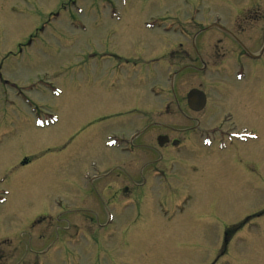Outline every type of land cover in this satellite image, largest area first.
I'll use <instances>...</instances> for the list:
<instances>
[{
  "label": "flooded vegetation",
  "instance_id": "flooded-vegetation-1",
  "mask_svg": "<svg viewBox=\"0 0 264 264\" xmlns=\"http://www.w3.org/2000/svg\"><path fill=\"white\" fill-rule=\"evenodd\" d=\"M241 2L226 1L232 4L228 10L221 6L218 11H203L201 18L195 19L201 3L190 1L182 11L187 17L181 20L180 8L172 9L175 2L167 7L156 5L148 13L143 2L139 21L144 38L125 39L110 28L93 38L90 49L78 50V104L83 105L78 108V137L90 131L95 135L93 149L85 145L83 152L90 149L85 156L91 158L88 162L94 166V161H100L108 172L106 179L110 180L101 184L102 192L110 196L108 208L101 214L85 210L78 202L58 209L43 208L38 215L43 228L31 231L34 219L28 227L30 233L38 235L37 241L31 240L33 250H27L33 262L11 255L0 257V264H42V258L47 259L46 264L55 263L58 260L52 253L74 241L61 239L45 248L42 244L54 233L65 238L69 231L75 236L81 233L78 248L88 239L102 244L112 262L107 246L110 234H125L136 220L163 227L158 220L160 212L175 206L177 196H192L179 184L186 183L188 175H195L201 157L225 162L230 172H236L227 178L235 184L256 174L264 180L252 161L264 139V0ZM109 9L114 13L113 2ZM162 9L178 19L164 11L162 14ZM126 42L135 47L124 57L121 51ZM152 46L157 54L152 53ZM16 50L22 51L23 43ZM26 162L24 159L19 164ZM156 187L157 196L169 204L155 202ZM131 205L135 214H123ZM192 214L193 221L206 216L201 210ZM261 214L247 215L240 225L233 223L234 231L222 230L213 262L239 261L229 250L239 244L236 232ZM118 240L125 244L124 235L122 242L121 237ZM12 249L15 252L18 246L10 252Z\"/></svg>",
  "mask_w": 264,
  "mask_h": 264
},
{
  "label": "rangeland",
  "instance_id": "rangeland-1",
  "mask_svg": "<svg viewBox=\"0 0 264 264\" xmlns=\"http://www.w3.org/2000/svg\"><path fill=\"white\" fill-rule=\"evenodd\" d=\"M190 1L201 3L194 12V18L199 19L203 11H218L221 6L228 10L232 4L226 1L243 3L247 0H0V78L14 84L11 88L0 80V191H6L5 201L0 203V257L14 255L26 261L34 258L27 250H33L31 240L37 241L38 235L30 233L28 227L34 219L31 231L43 228L44 222L38 217L43 208L58 209L75 202L85 210L100 214L102 209L108 208L110 196L101 190V184L110 180L106 179L108 172L98 163L100 161H94V166L88 162L91 158L85 156L91 153L90 149L83 152L85 145L93 149L95 135L90 131L92 134L88 132L78 137V108L83 106L78 104V50L90 49L93 38L110 28L125 35V39L144 38L146 33L139 21L143 2L147 5L146 13L153 11L156 5L167 7L175 2L172 9L180 8L181 20L187 17L182 11L190 6ZM112 2L113 14L109 9ZM163 11L168 17L178 19L164 9L162 14ZM51 13L58 19L51 20L18 55H10L18 44H27L29 35L40 28ZM125 45L126 49L121 51L124 57L135 47L131 42ZM151 49L157 54L156 47ZM54 87L58 90L56 94L51 90ZM48 113H52L50 122L45 115ZM263 144H259L252 155L262 179ZM24 159L28 162L20 166ZM243 159H246L245 154ZM16 166L20 167L14 169ZM235 174L227 169L225 162L211 156L201 157L195 175H188L186 183L179 184V188L189 190L192 196L180 199L174 210H168L166 216L173 213L170 223L160 216L158 220L163 227L150 226V230H143L142 221L132 222L126 232L129 233L128 246L118 240L121 237L122 242L126 233L110 234L107 246L116 259L124 256L127 259L124 263H110L100 254L98 257V245L92 241L93 245L90 249L86 247L84 253V243L78 249L66 246V250L79 252L78 259L73 253L58 248L52 253L58 261L51 264H88L89 261L91 264H212L222 230L234 231L233 223L240 225L252 213L262 214L238 229L239 244L236 249L229 248L239 261L225 263L221 260L215 264H264V180L257 179L256 174L235 184L227 179ZM158 193L156 187L155 202L169 204L163 196H157ZM82 199L94 200L93 203L80 202ZM133 208L131 205L123 214L129 211L134 215ZM195 210L205 212L206 216L193 221ZM180 219L184 220V225L177 227ZM200 226L202 230H198ZM61 239L60 233H54L41 248L53 247ZM13 241L16 243L12 245ZM16 246L17 251L10 252V248ZM41 263L46 264L47 259L42 258Z\"/></svg>",
  "mask_w": 264,
  "mask_h": 264
},
{
  "label": "bare ground",
  "instance_id": "bare-ground-1",
  "mask_svg": "<svg viewBox=\"0 0 264 264\" xmlns=\"http://www.w3.org/2000/svg\"><path fill=\"white\" fill-rule=\"evenodd\" d=\"M124 37H126L125 35H123ZM214 204V203H213ZM184 215V213H183ZM184 225V220L180 219L178 225H176L177 227H182ZM186 233H191L190 231H187Z\"/></svg>",
  "mask_w": 264,
  "mask_h": 264
}]
</instances>
